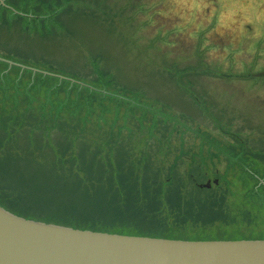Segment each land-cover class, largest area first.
I'll return each instance as SVG.
<instances>
[{"label": "rangeland", "instance_id": "obj_1", "mask_svg": "<svg viewBox=\"0 0 264 264\" xmlns=\"http://www.w3.org/2000/svg\"><path fill=\"white\" fill-rule=\"evenodd\" d=\"M152 164L160 218H115L118 169L140 192ZM0 208L96 233L264 240V0H0Z\"/></svg>", "mask_w": 264, "mask_h": 264}, {"label": "water", "instance_id": "obj_2", "mask_svg": "<svg viewBox=\"0 0 264 264\" xmlns=\"http://www.w3.org/2000/svg\"><path fill=\"white\" fill-rule=\"evenodd\" d=\"M0 264H264V241L185 242L95 233L27 221L0 208Z\"/></svg>", "mask_w": 264, "mask_h": 264}, {"label": "trees", "instance_id": "obj_3", "mask_svg": "<svg viewBox=\"0 0 264 264\" xmlns=\"http://www.w3.org/2000/svg\"><path fill=\"white\" fill-rule=\"evenodd\" d=\"M130 170H132V169H130V167H127V168L126 167H120L117 171L119 174V177L117 178V183H116V185H114L113 189L114 190H118V189L122 190L125 198H123V194L121 195V198H120L118 195V192L114 193L115 201L111 202L112 206H113L111 213L114 215L115 218H120V217H122L120 219H123L124 217H135V218H137V216H138V217H143V219H145V218L150 217V220L152 222H156L158 220V218H160V216H158L157 211L150 210V209L152 207H154L155 205L159 206V204H161L160 192H159L161 182L159 181V178H158L160 170H158L157 168H155L153 170V164L151 165L147 180L145 179L146 180L145 182H143L142 184H139V187L141 189L140 192H138V190H137L138 182L136 179L132 178V172ZM86 174L89 175L90 177L94 175L90 172H87ZM128 177H131V179L128 180ZM150 178H153V180L150 181ZM92 180H93L92 185L95 184L94 181L98 182V180L96 178H92ZM154 185H156V188L152 189V187ZM115 187H117V188H115ZM197 193H198V191H197ZM197 193H196V196H197ZM140 195H142V196H140ZM196 196H195V198H196ZM208 198H210V197L209 196L204 197V203H206L208 201ZM121 199L124 201H121ZM139 201H142L144 203L143 204L139 203ZM181 201H184V199L182 198V195L180 193V189L178 187H175L172 185L167 190V197L165 198V204H167V206H169L168 210L170 211V213H174L177 216L179 215V214H177L176 209L178 208V205H181L180 204ZM189 201H191V200L189 199ZM130 203H132V204H130ZM149 204H151V205H149ZM192 204H193L192 208L191 209L188 208L191 211H194V209L197 210L199 207L203 206V204H200L198 201H194V202H192ZM185 205H186V203H185ZM148 209H149V211H147ZM155 213L157 216L155 215ZM160 215H161V213H160ZM59 225H62V224H59ZM77 230H79V229H77ZM82 231L94 232V230L91 228L88 230H82ZM104 233L119 235V234L109 233L106 231H104ZM123 233H127V232H123ZM121 236L146 237V235H139V234H137V235L123 234ZM146 238L159 239V238H154V237H146ZM161 239L166 240L167 238H161Z\"/></svg>", "mask_w": 264, "mask_h": 264}]
</instances>
